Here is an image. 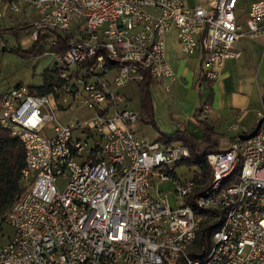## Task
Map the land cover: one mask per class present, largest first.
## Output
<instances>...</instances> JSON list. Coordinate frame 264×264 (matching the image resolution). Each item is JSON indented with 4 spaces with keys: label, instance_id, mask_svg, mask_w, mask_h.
Returning <instances> with one entry per match:
<instances>
[{
    "label": "built area",
    "instance_id": "obj_1",
    "mask_svg": "<svg viewBox=\"0 0 264 264\" xmlns=\"http://www.w3.org/2000/svg\"><path fill=\"white\" fill-rule=\"evenodd\" d=\"M238 1L5 0L34 45L47 44L54 69L48 94L19 84L0 95V125L26 152V185L0 215V234L13 230L0 264H264V123L254 138L237 136L208 154V178L197 166L179 180L172 208L151 188L156 177L178 180L177 166H190L192 153L182 142L142 136L141 113L125 93L146 73L154 83L174 78L166 42L173 32L185 55L203 54L206 78H218L241 56V37H264V0L251 4L246 28ZM47 33L56 35L41 38ZM57 35L71 36L63 53ZM73 105L89 118L59 120L57 111Z\"/></svg>",
    "mask_w": 264,
    "mask_h": 264
},
{
    "label": "crops",
    "instance_id": "obj_2",
    "mask_svg": "<svg viewBox=\"0 0 264 264\" xmlns=\"http://www.w3.org/2000/svg\"><path fill=\"white\" fill-rule=\"evenodd\" d=\"M213 1L215 0H187V6L209 8ZM255 1L257 0H239L238 7L244 4L245 11L248 13L251 4ZM242 25L247 27L246 22ZM166 42L168 61L175 76L173 79L167 78L154 83V85H157V88L159 86L163 93L169 94L171 100L167 101V105L174 102L177 109L169 110L174 121L169 128L158 125L162 132L173 134L177 131H187L197 139H203L204 131L195 118L198 107L190 114V110L186 111L185 106L179 104L180 101L185 103L194 94H198L199 108L205 104L209 108L206 121L214 129V139L219 143L224 141L229 146L237 136L244 132H250L256 127L258 113L264 111H261L262 108L264 109L262 99L264 37L256 39L247 36L241 37L236 44V49L242 52L241 56L237 59L227 60L224 66L218 69L219 75L215 80L202 79L204 73L203 54L201 52L194 56L185 55L181 51L174 32L168 35ZM167 87L170 91H167ZM153 99L155 105L154 93ZM206 101L208 104L205 103ZM171 106L169 107L172 108ZM183 109L184 114L181 113ZM186 115L187 117H184ZM180 119L185 123H182ZM235 120L242 124V131L231 135L228 134L229 130L228 132L223 131V126L227 125L228 127L234 124Z\"/></svg>",
    "mask_w": 264,
    "mask_h": 264
},
{
    "label": "rangeland",
    "instance_id": "obj_3",
    "mask_svg": "<svg viewBox=\"0 0 264 264\" xmlns=\"http://www.w3.org/2000/svg\"><path fill=\"white\" fill-rule=\"evenodd\" d=\"M0 11L5 15V18L0 21V27L6 29V32L4 34V42L7 43V49H5L0 44V95L7 89L15 87L19 84H23L30 87L42 86L45 82L44 73L49 69H53V58L48 54H44L43 56L37 57L23 56L21 54H18L16 52V49L18 48H21L22 50H28L33 47L34 43L31 40V28L23 23L24 17L21 14H12L10 12L5 0H0ZM247 14V11H245V5L243 4V6H239L235 12L237 21L239 23L244 24L248 19ZM29 22L33 23L32 19H29ZM9 31H14L17 33V35L12 34ZM159 88V86L157 88V85H154L152 87V91L156 100V122L160 127L169 128L170 125H172L174 122L171 118L169 110L174 111L175 109H177V105L174 102H170V105H167V101L171 100L170 96L165 92L163 93ZM125 93L128 95L129 99H131L129 106L133 110L141 113L138 85L130 86L125 90ZM197 99L198 94H194L192 97H189L188 101H186L185 103L183 101H180L179 104L180 106H185V110H190V114H192L195 108L200 107L199 101ZM205 103H207V101ZM169 106H171L172 108H170ZM203 109L204 107L202 106L200 112ZM263 110L264 109L262 108L261 111ZM183 111L184 109L181 112L182 114H184ZM57 116L59 120H62L65 123H69L74 120H85L89 118L90 112L85 108L73 105L72 108L67 110V112H63L62 110L57 111ZM184 117H187V115ZM258 122L259 119L257 123ZM182 123H185V121H182ZM233 123L234 124L229 126L234 128L236 127L237 129L229 130L230 127H227V125H225L223 126L224 130H222H226L227 132L229 130V135L240 132V130L242 131V124L238 123L237 120H235ZM136 130H138V132H140L142 136L146 137L148 140L151 141L157 139L159 136V131L155 129L151 124H148L145 121H140V123L136 125ZM227 147L228 145L224 141H221L220 150H225ZM197 169V165L195 164L190 166L180 165L177 166L176 169L177 178H179L178 180H160L156 177L151 188L152 197L158 196V193L161 196L168 195L170 207H177L178 197L176 196V192L178 190L179 180L183 181L185 179L192 178L193 173L197 171ZM25 185L26 182L22 179L21 188L23 189ZM62 187L64 188V185ZM12 234V228L9 226H5V237L0 234V245H5L8 241V236Z\"/></svg>",
    "mask_w": 264,
    "mask_h": 264
},
{
    "label": "trees",
    "instance_id": "obj_4",
    "mask_svg": "<svg viewBox=\"0 0 264 264\" xmlns=\"http://www.w3.org/2000/svg\"><path fill=\"white\" fill-rule=\"evenodd\" d=\"M5 32L6 29L3 34H5ZM9 32L17 35V33L14 31ZM54 35L56 34H42L41 38L47 36L51 37ZM57 36L59 38V45L61 48L56 50L63 53L65 50L64 48L71 36H67L66 38L62 37L61 35ZM3 39H5L4 35ZM63 40L65 43L62 42ZM16 52L23 56H43L47 52V44L40 45L39 43H36L28 50H22L21 48H18L16 49ZM53 69H49L44 73L45 82L42 86L30 87L34 93L48 94L51 91L52 82L50 79ZM202 79L205 80L206 76L203 75ZM153 86L154 81L151 75L146 73L144 80L138 85L141 113L143 114V116L141 114V121L151 124L159 131V136L157 138L158 141H164L167 143H184L192 153L193 161L190 165H197L202 171V174L208 178L211 174V171L205 162L206 156L208 154L223 150H220V143L214 139V129L206 120L200 119L199 112L202 107L198 108L195 112V118L204 131V137L202 140L197 139L187 131H177L173 134L162 132L156 122V110L152 92ZM262 99L264 104V84ZM25 168L26 152L23 143L18 138L13 137L8 130L4 129L0 125V215L13 205L16 197L21 193L22 174ZM204 236L206 237V241H208L210 238L209 232H206Z\"/></svg>",
    "mask_w": 264,
    "mask_h": 264
},
{
    "label": "water",
    "instance_id": "obj_5",
    "mask_svg": "<svg viewBox=\"0 0 264 264\" xmlns=\"http://www.w3.org/2000/svg\"><path fill=\"white\" fill-rule=\"evenodd\" d=\"M263 123H264V118L259 120V122L257 123L256 127L252 131H250L248 133L241 134L239 136V139L242 140V141H247V140H250V139L254 138L258 134V132L260 131Z\"/></svg>",
    "mask_w": 264,
    "mask_h": 264
}]
</instances>
